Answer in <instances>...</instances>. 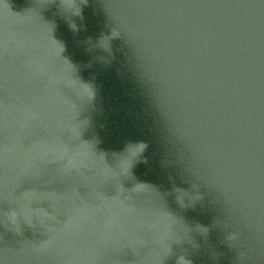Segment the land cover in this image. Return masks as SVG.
I'll use <instances>...</instances> for the list:
<instances>
[{
    "label": "water",
    "instance_id": "1",
    "mask_svg": "<svg viewBox=\"0 0 264 264\" xmlns=\"http://www.w3.org/2000/svg\"><path fill=\"white\" fill-rule=\"evenodd\" d=\"M85 2L0 0V264H264V0Z\"/></svg>",
    "mask_w": 264,
    "mask_h": 264
},
{
    "label": "clouds",
    "instance_id": "2",
    "mask_svg": "<svg viewBox=\"0 0 264 264\" xmlns=\"http://www.w3.org/2000/svg\"><path fill=\"white\" fill-rule=\"evenodd\" d=\"M85 3H87V0H86V2H85ZM140 146H142V147L140 148V151H142V149H143V147H144V146H143V145H140Z\"/></svg>",
    "mask_w": 264,
    "mask_h": 264
}]
</instances>
